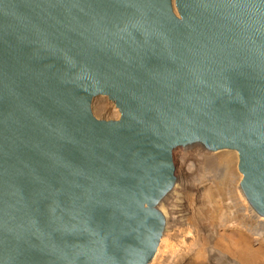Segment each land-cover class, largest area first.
<instances>
[{"label": "water", "instance_id": "95a60500", "mask_svg": "<svg viewBox=\"0 0 264 264\" xmlns=\"http://www.w3.org/2000/svg\"><path fill=\"white\" fill-rule=\"evenodd\" d=\"M195 143L264 218V0H0V264H151Z\"/></svg>", "mask_w": 264, "mask_h": 264}, {"label": "rangeland", "instance_id": "374dc122", "mask_svg": "<svg viewBox=\"0 0 264 264\" xmlns=\"http://www.w3.org/2000/svg\"><path fill=\"white\" fill-rule=\"evenodd\" d=\"M92 111L99 120L116 121L121 117L107 96L96 97ZM228 154L238 177L237 196L227 188L221 191L228 169L219 160ZM173 160L179 192L160 206L168 215L166 231L151 264H247L231 253V241L226 236L234 228L253 239L251 247L258 259L252 264H264V218L254 211L241 189L244 175L239 169V153L211 152L194 144L176 148ZM254 227L257 231L253 233L250 229Z\"/></svg>", "mask_w": 264, "mask_h": 264}, {"label": "bare ground", "instance_id": "6f19581e", "mask_svg": "<svg viewBox=\"0 0 264 264\" xmlns=\"http://www.w3.org/2000/svg\"><path fill=\"white\" fill-rule=\"evenodd\" d=\"M174 2H175V0H174ZM195 144H200V143H195ZM192 145H194V144H192ZM189 146H191V145H189ZM229 156H230V154L224 155L219 160L228 169V171H227L228 177L224 183L225 187H223V190H221V191H224V189L227 188V189H229V191L232 195L237 196L238 195V187H237V181H238L237 178L238 177H237V174H236V171L234 168L233 161L229 160L230 159ZM178 192H179V186L178 185L176 186V183H175L172 190L161 201L159 208H160V206L163 205V202H165L166 200H169V197H171V196L173 197V196L178 195ZM161 211L163 212V214L166 218L168 216L167 211H165V210H161ZM234 219L239 220V215L238 216L235 215ZM250 230L253 233L257 231V229L255 227L250 229ZM226 237H227V239H230V241H231V248L230 249H231V253L233 256H236L241 261H243L244 263H247V264H252V263H255L257 261V259H258V256H256L257 251H255L251 247V245L253 243V239L250 236H247L246 234L242 233L241 230L234 228L233 230H231V233ZM241 248H244V251H241L242 250ZM161 251H163V250H161ZM161 251L159 253L160 255H162ZM167 252L168 251H166L165 253H167ZM165 255H168V254H165ZM159 257L160 256H158V258Z\"/></svg>", "mask_w": 264, "mask_h": 264}]
</instances>
